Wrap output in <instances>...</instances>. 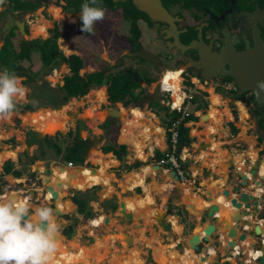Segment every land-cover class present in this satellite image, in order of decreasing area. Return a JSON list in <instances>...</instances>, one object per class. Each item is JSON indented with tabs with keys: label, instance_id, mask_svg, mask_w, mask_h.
I'll return each mask as SVG.
<instances>
[{
	"label": "flooded vegetation",
	"instance_id": "af4514ba",
	"mask_svg": "<svg viewBox=\"0 0 264 264\" xmlns=\"http://www.w3.org/2000/svg\"><path fill=\"white\" fill-rule=\"evenodd\" d=\"M85 2L86 0H4L0 4V56L3 54L9 56L6 53L9 52L10 56L14 58L25 46L34 47L33 41L51 38L55 34V30L58 29L60 36L56 41L65 55L68 57L73 55L80 56L83 66V57L85 58L87 65L80 70L81 75L98 72L103 70V68H109V72L123 75L128 74L129 69H133L140 73L142 83H148V79L156 76L155 67H164L168 59H175L180 63L177 71L183 69L186 74L197 76L203 82L206 80L208 85L210 81H215V85L218 88L226 89L225 92L231 93L230 96H222L219 92L214 93V90H217L212 88V93L208 95V113L212 108L220 109L219 106L226 104L228 100L225 97L231 98L226 105L229 107L230 113L236 115L235 118L233 116V119L238 120V122L236 125L235 121L230 119V122L227 123L229 119L225 118V123L230 125L232 130L233 126L241 130L238 127L242 123L240 115L245 113L248 117L249 114L248 122L250 126L248 133L254 130L256 135L255 147L258 148V152L256 150L255 152L253 146L255 140L254 138L250 139L253 141L250 156L257 161L258 155L259 158L264 155V99H258L259 95L264 94V91H261V89L241 91L236 78L229 73L232 71L233 62L236 65L234 69L237 67L239 70L240 66H237V64L241 63L240 59L243 58L239 54L254 53L264 57V0H97L95 6H101L105 9V17L95 23L93 33H83L81 31L82 22L80 18H77L76 13L82 10L81 6ZM88 2L90 3V0ZM139 6L150 9L156 16H165L168 21H163L159 18L154 20ZM8 15L11 18L7 17ZM7 18L11 19V26L9 33L5 35L3 26ZM17 21L23 23L24 33L21 32L19 25L16 23ZM33 34L36 35L33 36ZM84 43H88L91 46L87 47ZM178 43L184 48L177 47L176 44ZM92 44L96 46L97 50H100L101 58H98L95 54L97 52L92 50ZM141 47L155 56H159L160 62L151 63L141 58L128 56L125 52L126 49L135 51ZM70 51L72 52L70 53ZM103 52L107 53L106 56L103 55ZM68 53L69 55H67ZM92 53H94V56L88 57L93 55ZM127 60L145 61V63L154 65L155 69H150L149 66L145 65L141 69L130 64L131 62L127 64ZM257 61L251 60L247 64L256 63ZM89 65H96L98 68H91V70H86L82 74L81 71L87 69ZM58 68L56 66L52 71L59 72ZM118 68L120 69L118 70ZM0 69H2V72L4 71L3 68L0 67ZM169 71L164 72V77ZM182 71L180 70V72ZM203 73L211 75L208 78L209 81L204 79ZM36 74L38 73L36 72ZM47 75L49 74L46 73L45 77ZM238 75L242 76L239 71ZM17 76L26 78L24 81L28 79L27 75ZM180 79L182 80L181 73ZM179 84L181 85V81ZM227 84H232L234 88H225ZM28 85L26 84V86ZM101 86L106 91V87L104 85ZM140 86L141 89L144 88L142 84ZM94 87H92L93 91ZM198 101L201 105L199 99ZM20 103L19 101L18 104ZM222 108H225V106ZM69 111L66 112V116H70L79 110L75 106L71 107ZM48 112L50 111L45 112V114ZM105 112L101 114H106L107 112ZM199 112L201 111L198 109L195 111V113ZM95 113L100 112L96 110ZM253 119L256 120L255 123H253ZM111 120L115 119L109 118L107 122L109 123ZM72 124L69 125V130L73 128ZM76 130L77 133L72 142L73 145L75 143V146L83 143L77 138L78 135L82 139L77 127ZM45 141L48 143L47 140H44L43 148ZM85 160L84 158V162ZM258 162H262V164H259V172H261L264 168V159ZM70 167H75V165ZM149 169L152 170V167H149ZM66 170L70 173L75 171L73 168ZM64 175L67 176L65 173ZM259 175L263 176L262 184H264V172L262 174L259 173ZM57 177L62 182L60 187L67 184L71 188L73 184L74 186L76 184L72 181L69 183L71 179L67 181L58 175ZM96 181V179H88L87 183L86 181L79 183V187L81 189L92 188L94 184H97L98 181ZM107 182L108 180L105 183ZM259 192L264 193V188L263 190L257 189V194ZM141 204H145V202L143 201ZM75 206V204L71 205L68 209L65 206V211L70 212L75 209Z\"/></svg>",
	"mask_w": 264,
	"mask_h": 264
},
{
	"label": "rangeland",
	"instance_id": "374dc122",
	"mask_svg": "<svg viewBox=\"0 0 264 264\" xmlns=\"http://www.w3.org/2000/svg\"><path fill=\"white\" fill-rule=\"evenodd\" d=\"M35 35L36 34H33V36H35ZM69 41H71V40H69ZM84 44L87 47L91 46V45H88V43H84ZM18 50H20V49H18ZM92 50L94 52H97L95 54H96V56H98V58H101V55H100L101 52H99L100 50L96 49V46H94V44H92ZM92 54L93 55H90L88 57H91V56L93 57L94 53H92ZM106 54L107 53L103 52L104 56H106ZM14 62H12V63H14ZM128 63L133 64L135 67L138 66L141 69L144 68L143 65L149 66L150 69L154 68V65L152 66V65H150V63L149 64L145 63V61L144 62H142V61L138 62V61H129V60H127V64ZM26 64L28 66H30L31 63L28 60H26ZM179 65H180V63L177 60H175V59L169 60L168 59L166 61V64L164 65V67H162V66L155 67L156 68V70H155V75L156 76H153V77L150 78L151 80H155V81L150 83V84L145 83V82L142 83V86H144V89L146 90V94H148V95H146L147 97H145L143 101L138 103L139 107L135 106L134 103H131L130 105L125 106L124 108L119 106L120 104L117 105L123 111V114L125 113V118L122 121H117V120L116 121H112V120L109 121V123L107 124V127L109 128L111 126L110 128H113V135L110 138V136L107 135V131H106L107 127L106 128H102V129L99 127V126L102 125V124L99 125V122L100 123L105 122L107 117H108V114H109V113L105 112L106 109H103L104 106H106V105H108L110 103V101H108V99H107L108 103H104V104L102 103L103 95L105 93L104 87L103 86H97V87L95 86L94 87V91H93V96L90 95L91 90H92L91 89L86 95H84L82 97H76L75 99L73 98L72 100L67 102L65 104V106H63L64 105L63 104L61 106L62 108L59 107L61 109H58V107H55V106L52 105V102L53 101H55V102L57 101L58 88H59V86L64 84V80H63L64 76L71 74V73H69V72H71V70L68 69V67H69L68 63L61 62L59 65H57L59 67L58 68L59 72H53L51 70V72L49 74V75H51V77L49 78V75H47L48 77L47 76L45 77V74L50 69H49V67H44L43 66V63H42V60H41V57H40L39 53H34L33 62L31 64V68L29 69V75H32V76L35 77V79H36V83L35 84L36 85L34 87H32V88L29 85H28L29 87L26 86V84L24 83V80L26 78H22L21 77L22 83H23V85H24V87L26 89V96H24L23 99L22 98L20 99V102H21L20 104L23 103V104L26 105L30 101H32L36 89L38 90L39 87L42 86V83L44 82V80L46 79L49 82V84H50L49 86L48 85L46 86V91H48L49 95L46 98L44 97V98H42L40 100L38 99V101L41 102L40 107H44V106H52V107H49L48 109L42 110L41 112H39V116L36 117V118H34L32 116H29V115H24L22 118H20V117H17L15 115L16 112H14V114L12 115V117L10 119L0 120V124L2 123V127H0V128H2L3 129L2 131L5 132V133H1V135H0L1 136V138H0V157L1 158L2 157L5 158V157H8L6 155L10 152L11 149H12L11 150L12 154L17 156V151H15L16 148H14V147L13 148L11 147V149L9 151H5V150L8 149V146H9L8 143H14V144L17 143L16 139H13V142H11L12 140L9 137L10 135L12 136L13 134H15V136H14L15 138H17L19 140H24L26 138V135H30L29 126H34V128L36 130L39 129L37 127L35 121L32 123L30 121V119L27 120L26 117L34 119V120L35 119L41 120V119H44V118L48 119L46 117L50 116L49 117L50 118L49 121L51 122V126H48V128H53L55 126V124L59 122V120L61 118L69 117V121L67 123L68 125L65 124L66 126L64 125V127H62V128H66L65 130H63V132H67V130L69 128V125L71 123H73L72 124L73 128H71L68 131V132L71 131V133L68 134V132H67L66 134L65 133L62 134L64 136L58 135V136L54 137L55 143L58 146H61V148H62V154H64L66 152V147L67 146L72 145V142L74 140V136L77 133L76 121H75L76 118L77 117H82V118L86 119L87 120V127H86L85 130H82L81 135L83 137L84 136H88V135L99 136V137H101V141L95 146L96 148H93V150L95 152H93V154L90 156L91 157V161L89 160V162H88V158H85L86 159L85 162L82 159L79 160V161L76 160L75 162L78 163L79 165L88 166L89 168L95 167L96 170L99 167L105 166L104 164L109 162L111 164V168H108L107 172H109V173L113 172L116 176L112 177L113 178V181L111 182L112 185L106 187L107 188V192L106 193L113 194L114 190L118 189V190H120V195H122V197H125L124 202L127 205L128 212H131V213H133V215H135V214L141 213L142 211H145L148 214V219L147 218L138 217V218H134V220L132 222H127V220L123 217V215L121 216V215L115 214V215H118L119 218H121V219L119 220L118 218L114 217L115 220L113 219V222L108 226L109 227V231L111 233L112 232H124V233H128L129 232L128 234L130 236H132V238H133L132 244L128 243L127 238L119 237V233L118 234L112 233V234L108 235V236L111 237V242H107V240H103V239L98 240V238L100 236H102V235H100V236L97 235V233H95V229L91 225L92 224H96L99 227L103 226V225H107L106 222H105V218H101V220H99V219L92 220L91 219L90 225H89V223H88V221H89L88 219L89 218L84 216V220L82 219L81 222L79 223V225H77V227L80 230L78 238H81V242L82 243H85V244H87L89 246H92V247H94L97 250V251L93 250V255H92L93 258L92 259L88 258L87 257L88 254L84 252V256H85L84 259H83V263L84 264H159L160 261H161V263H165V264H177L178 262H180V259H181L180 258L181 257V252L179 250H181L183 248L186 249V247H188V240L189 239L194 240V235H193L194 233L193 232H194L195 228L198 225H202V227H205L204 226V225H206L205 223L209 222V219H207L205 217L206 214H207V212H205V210L203 212H199V213L195 214V213L191 212L190 210H188L187 208H182L179 211V219L182 221V223L187 222L185 228H184V226L181 227L180 224L178 225V224L174 223L173 224V230L174 231L170 232V231L164 230L165 228L163 226H161V225L159 226L157 224L158 222L154 218V215L157 214V207L160 206V207L164 208L165 214H166V218L168 220V218H171L170 215H172L174 213V211H175L176 203H177L178 199L180 197H183L184 187H186V186L183 185V183L174 182L173 178H170V180L167 182L169 184H172V185H170L171 186L170 188H167L168 189L167 192L166 191L163 192V193L162 192H158L154 188H152L151 186L149 187L151 190L154 191L153 193L155 194V196H153V199H152V201L150 202L149 205H147L146 202H145L146 205L141 204L144 201V194H143L142 187H139L140 190L139 189H135V191L134 190L125 191L124 189H122L120 187L121 184H119V183H122V182L117 183L118 178L122 179L126 173H128L130 171H133V170L140 171L141 168L144 167L143 164L134 166V162L135 161L138 160V161L144 163L145 161L148 160L149 163L152 162L151 158L150 159L147 158L145 160V159L136 157V154H138V153L135 152L134 146L129 143V142H132L133 140L130 141V140L126 139V141H124V140L121 139V129H122L123 124L127 128L128 127L132 128L130 126H132L133 124L136 125V129H135L134 133H132L133 132V129H132V132L128 133V135H130L131 137H138V136H140L139 133H142L143 127H146V124L147 125L151 124V121H153L152 120V116L155 114L154 122L156 124H159L160 125L159 128L162 131H164V127L166 126L165 125L166 111L160 110V108L158 106H155V104L152 102V99L153 100H159V101L161 100L163 95L161 94V92L159 90V87H158V83H159V80H160L161 76L163 75V77H164V72L165 71H169L167 68L177 69ZM0 67L4 69L2 64H1ZM91 68H93V69L94 68H98V66L89 65L87 67V69H84V70L81 71L82 74L86 70H91ZM119 69L120 68H118V70ZM0 70H1L0 72H2V69H0ZM36 72L38 74H36ZM61 73H62V75H61ZM186 77L188 79L186 81V84H190V77L189 76H186ZM206 78H209V76H207ZM164 79H165V77H164ZM207 80L209 81V79H207ZM179 82H180V80H179ZM199 85H201V84H199ZM104 86L106 87V85H104ZM205 86L209 90H211L212 88L216 89L220 94H222V96H230L231 95V93L225 92L226 89L223 90V89L217 88L216 85H215V81H210L209 85H205ZM49 87H51L52 89H50ZM47 88L51 90V93L49 92V90ZM180 89H181V86H180ZM140 91H141V88L136 89V92H140ZM50 94H51V96H50ZM206 94L209 95L208 92H206ZM232 94H234V93H232ZM200 98H202L206 102L207 107H209V104H208L209 103V99H207V96H205V94L201 93V92H200V96L199 97L196 95L195 98L193 99V101L192 100L189 101V104H188V107H187L190 113H193L197 109H199L202 113H204L203 115H201L200 119L198 118L197 122L194 123V125H193V123L192 124L190 123L191 124L190 127H192L191 136L193 138V142L191 143L190 146L187 147L189 149V151H190L188 154L189 155L191 154L190 155L191 157L188 159L189 161H190V159L193 158V156H192L193 154L194 155L197 154V149H198V151H200L199 150V147H200L199 146L200 145L199 141H201L202 138H204V135H206L203 132L206 131L207 124L209 123V121H208L209 118L207 119L208 116L205 115L207 113V111H208V108H207V110L203 109V107L199 104V101H198V99H200ZM225 99L228 100L226 102V104L229 103V101L231 100V98H229V97H225ZM150 100H151V102H150ZM150 103H151L152 107L150 106ZM210 103H211V101H210ZM226 104H222L221 106H219V108L222 111L224 110L223 113H225V111H226V112H228L227 114H229V116H232L231 113L229 112V107ZM74 105L76 106L77 110L80 111L81 114L77 113L76 115H78V116H76L72 120V118H70V116H66L67 115L66 112H70L71 110L69 111V109L71 107L72 108L75 107ZM113 105H115V104H113ZM223 106H225V108H222ZM132 107L140 108L141 112H142V114H141L142 117L140 116L133 123H131V119L135 115L129 116V113H130V110H131ZM21 108L22 109H24V108L26 109V107L24 105H22ZM216 109H218V108L214 107L213 111H215ZM95 110H97L100 113H95ZM47 111H50V112L45 114V112H47ZM52 111L56 112L58 114H54ZM104 112L106 113V116L104 114H101V113H104ZM201 112H199L197 114L200 115ZM100 116H102V117H100ZM145 116H148V119H145ZM227 117L228 116H226V118ZM235 117H236V115L234 114V118ZM248 117H249V114H248ZM248 117H247V121H248ZM157 119H158V121H156ZM225 121H226V119L223 117L222 126H223V124L227 125L228 122L225 123ZM241 121H242V118H241ZM255 121L256 120L253 119V123H255ZM15 128H17V130H15ZM98 128H100V129H98ZM246 128H248V127H246ZM19 129L22 130L23 133L21 131H19ZM194 129L199 132L198 135L193 133ZM38 131H40V130H38ZM218 132L219 131H217V133ZM225 133L226 132L223 129H221V134L215 135L214 138L222 139V141L224 142V144L226 145V147L228 148L229 151H238L239 152V151H241V149H246V150L248 149L249 144L243 143V141L242 142L241 141L237 142L236 140L233 139V138H238V135H239V133H241V131L238 132V133H234L232 131V134L234 136H232L231 138L230 137L229 138L226 137ZM153 134L155 135V132ZM165 135H166V133H164V136ZM244 136H245V134H244ZM249 136L250 137L251 136L256 137L254 130L249 132ZM2 137H6V139H3ZM165 138H166V136H165ZM244 139H245V137H244ZM207 140H206V142H207ZM245 140L247 142H249V143L253 142L250 139H245ZM254 140H255V138H254ZM114 141H117L118 143L127 144L128 145V149L130 151L129 154L126 156V158L124 160L120 161V163L116 162V164L112 163V160H111L112 159V155L111 154L103 152V147L106 146L107 144L113 143ZM163 143L164 142H162V144ZM204 144H205V142H204ZM23 145H25V144L24 143L23 144H19V146H21V150H23V149L26 150V146H23ZM5 147L7 149H5ZM152 147H153L152 144L148 143V146L146 148H147V151L149 153H151V148ZM154 147H155V149L157 148L159 150H162L163 152L167 150L166 148L165 149H161L160 147H157V146H154ZM205 148H206V146L203 147V149H205ZM43 149H44V152H42V150L39 149V148L35 149L36 152L34 153L35 154L34 156L40 157L42 160H36L34 163H31L29 157L25 156L24 152H22L21 154H23L22 157L24 158V161L21 160V162H20L21 168L23 170H27L29 168L28 165H30V169H34V168L31 167L33 165L34 167L36 166V168L39 169V171L36 170V172L41 173V172H43V170L41 169L42 167L44 169H46V168H49V167H52V168L53 167H58L59 166L58 164H63L65 166H66V164H68L67 159L66 158L65 159L62 158V155L59 156L57 154L56 150H55V147L54 146L52 147L51 144L46 143V141H45V146H44ZM3 151H5V152H3ZM220 152L221 151H218V153H220ZM218 153H216V154H218ZM248 154L250 155V153H248ZM184 157L188 158L189 156H187V157L184 156ZM25 158H27V159H25ZM7 159H9V158H7ZM7 159H5L3 162H5ZM11 159H13V157ZM54 161H57V163L54 162ZM206 161H208V159ZM3 162H0V167H1V164ZM153 162H154V160H153ZM21 163H23V165H25V166L22 167ZM194 163H196V162H194ZM129 164H132L133 167H129ZM15 165L17 166L16 162H15ZM148 165L152 166L153 164H148ZM196 165H198V166L201 165V167H203V165L212 166V165H207V163L204 160H203V164H201V162L199 161V163H196ZM162 167H164V166L162 165ZM168 167H169L168 165H165V168L169 169ZM229 168H230L229 170H230V175H231L230 179H234L235 176H238V174H237L238 173V169L236 168L235 165H232ZM67 169H69V168H67ZM146 170H148L149 172L152 171L150 169H146ZM169 170H171V169H169ZM64 171L67 172V173H70L67 170H64ZM74 172L77 173V174H75ZM74 172L70 173V176H71L70 179H71V181H74V183H77L78 181L82 180L87 173H89V174H87L88 179L93 178L95 180V178L92 175H90V173H92L91 170L88 171V172L85 171V173H84L85 175L82 178L80 176V173H82V172H79V171H74ZM153 173H155V174H151L147 178L146 181L148 183H150L151 185H154L153 187H155V183L152 182V180L153 179L157 180V181L160 180L162 182L163 177L159 176L161 174L156 169L154 170ZM206 173H209V172H206ZM55 174L58 175L57 173H55ZM35 175H36V173H35ZM35 175H34L33 178H35ZM44 176H47L46 172L44 173L43 176H41L39 178L41 180H43V179L46 180V178H43ZM58 176H60V174ZM47 177H49V176H47ZM260 177H261V175H259V178ZM1 179H3V178H1ZM236 179H237L236 182H237V185H238L241 180L239 179V176ZM11 181H14V180H11ZM196 181L197 182L196 183L194 182V183H195V185L197 184L198 187H199L200 186L199 181L198 180H196ZM83 182H84V180H83ZM86 183H87V181H86ZM43 186H44V182L42 181V184L39 185V186H36V187L40 188V187H43ZM95 186H97L96 187L97 189L91 188L90 192L94 193V195H93L94 198H95L94 200H97L99 198L100 194H101L100 193L101 186H103V185H95ZM5 187L8 188L7 186H5ZM8 189H11V188H8ZM109 189H111V192L109 191ZM197 189L198 188H194L193 191L194 192H198L199 190H197ZM82 190L84 191V190H87V189H82ZM82 190H80V191H82ZM123 190H124V192H123ZM77 191H79V189L75 188L73 186V187L69 188V191L67 193H65V197L69 198V196H71V194L76 193ZM137 193L138 194L142 193L143 195H136ZM199 194H201V193H199ZM120 195L117 196L115 194L112 197L105 198V200H104L102 205H105V207H108V206L112 207L113 203H116L118 205V203L120 202V197H121ZM164 197H166L165 200H163ZM39 198H40V196L36 195L34 199L32 198V202L36 201V202L42 203L44 205L46 202L41 200V199H39ZM37 199H39V200H37ZM100 199H101V197H100ZM156 200H157V203L160 204V205H158L156 208H154L153 204L156 203ZM139 202H141V203H139ZM163 202H167V204H165V205L161 204ZM46 205L49 206V204H47V203H46ZM194 205L197 206L198 209L203 210V209H201L202 206H203L202 203L196 202V203H194ZM110 210H112V208ZM110 210H109V212H110ZM77 212L79 213V211H77ZM74 215H75L74 210H71L70 212H67L64 215L65 216V218H64L65 220L63 218H62L63 220L62 219L61 220H62L63 223L64 222L68 223V222H70V219ZM117 223H119V224L117 225ZM83 224H87V225L83 226ZM135 224L138 225V228L135 227ZM148 227H150V228L147 229L146 235H145L147 237L144 236V240H149V239H153V238L159 239V241L156 240V239H153L155 241V245H154L155 248L149 246L148 243H146V241L140 240L139 235L142 236L143 233H144V230L146 228H148ZM157 227H159V229H158V231L155 232V228H157ZM64 228L65 227L63 225H61V231H64ZM111 229H113V230L111 231ZM76 232H78V230L77 231H73V233L71 235H68V237L71 238V236H75ZM151 234H153V236H151ZM162 234H163L164 237L162 236ZM174 234H177L178 237L182 236V239H181L182 240L181 241L182 244H178V243H176V241L173 240V239H176L175 238L176 236L174 237ZM89 236H95V240H94V238H91ZM219 239H221V238H220L219 232H218V233L215 234L213 239L210 242H208V243L212 242V243H214V245H216L215 244V240H219ZM125 240H126V242H125ZM117 241H119L118 242L119 246L116 244ZM168 243L171 246V248H169V245H168V247L164 245V244L167 245ZM173 243H176V247H174L175 245ZM146 244H147V246H146ZM111 246L114 247V251L110 254V252H111L110 251L111 250L110 247ZM203 246L206 247L205 244H201V252H202V247ZM147 247L152 248L153 254H155V256L159 260V262H157L154 259L153 254L151 255V253L149 251H147L148 250ZM160 249L164 253V256L162 257V259L159 258ZM191 249L193 250V248H191ZM194 251L197 252L198 250H194ZM197 253H199V252H197ZM203 254H205V253H203ZM231 256H233V255H231ZM227 257L228 256H226V252L221 250V246H218L217 254H216V261L212 262L211 264H217V263H219V264L220 263H224V264H238L239 261H240L239 260L240 259V255H237L236 257H232L233 258L232 260L229 259V260L226 261ZM253 263L254 262L252 261V263L250 262L249 264H253Z\"/></svg>",
	"mask_w": 264,
	"mask_h": 264
},
{
	"label": "crops",
	"instance_id": "0c3cea01",
	"mask_svg": "<svg viewBox=\"0 0 264 264\" xmlns=\"http://www.w3.org/2000/svg\"><path fill=\"white\" fill-rule=\"evenodd\" d=\"M168 70H173V69H170V68H167ZM180 69V68H179ZM69 70H71V69H69ZM175 70V69H174ZM181 71L183 70V69H180ZM179 70V71H180ZM106 85V84H105ZM106 89H107V85H106ZM215 92H218V91H215L214 90V93ZM107 93H108V91H107ZM198 96H200V95H198ZM224 98V97H223ZM75 99V98H74ZM102 103H103V100H102ZM64 106H65V104H64ZM138 107V106H137ZM137 107H132L131 108V110H130V113H129V116H131V115H135V116H133L132 117V119H131V123H133L134 121H136V119H138L140 116L142 117V112H141V109L140 108H137ZM62 108V107H61ZM61 108H58V109H61ZM51 109V108H50ZM104 109V108H103ZM96 111V110H95ZM137 111V112H136ZM220 111V112H219ZM219 111H213V108H212V110H210V112L207 114V119L209 118V123L207 124V128H206V131L205 132H203L204 134H206V135H204V138H202V140L201 141H199V150L200 151H198V149H197V154H193L192 156H193V158L192 159H190V161L188 160L191 156V154L189 155L188 153H185V154H183V156H189L188 158H187V160L185 161V167H186V169H187V171H188V173H189V177H190V181L188 182V183H185V184H183V185H185L186 187L184 188V193H183V197H180L179 199H178V201H177V203H176V208H175V211H174V213L172 214V215H170V217L171 218H168V220L171 222V223H176V224H180L181 225V227H183L184 226V228H185V226H186V223L187 222H185V223H182V221L179 219V211H180V209H182V208H187L188 206L187 205H190L191 207L189 208V210L191 211L192 209H197V206H195L194 205V203H196V202H199V203H202L203 204V206H202V208L201 209H203V210H201V212H203L204 210H206V209H209L213 204H215V203H218V201H219V199H220V196L222 195V192L225 190V189H230L231 190V192H232V196L233 197H235V196H237V197H239L240 195V193H236V192H233V187L234 186H236L237 185V177L238 176H235V178L234 179H230V163H232V161L233 162H235V166H236V168L239 170V168H240V164L241 163H245L246 164V169L248 170V171H252L253 169H254V167H256L257 166V164L258 163H260V162H258V161H261V160H263L264 159V155L261 157V159L259 158V155H258V160L257 161H255V159L254 158H252L248 153H250V151H251V149H252V142L251 143H249V142H247L245 139H244V134H245V136H249V133H248V128H249V126H250V124H249V122L247 121V114H245V113H241V118H242V123L241 124H239L238 126L241 128V130L239 129V132L241 131V133H239V135H238V138H233L234 140H236L237 142H242L243 141V143H246V144H249V147H248V149L246 150V149H241V151H229L228 150V148L226 147V145L224 144V142L222 141V139H219V138H214V136L215 135H218V134H221V129H223L226 133H225V136L226 137H232V136H234L233 134H232V127L230 126V125H226V124H223V126H222V121H223V117L224 118H226V116H228L227 118L230 120L231 119V117H233L234 115H233V113H231L232 114V116H229V114H227L228 112H226L225 111V113H223V111L221 110V109H219ZM217 112H219V113H217ZM229 112H231V111H229ZM54 114H58V113H56V112H53ZM202 113V112H201ZM214 113H216V114H214ZM218 114V115H217ZM197 116V115H196ZM211 116V117H210ZM217 116V117H216ZM155 114L152 116V120L153 121H151V124H146V127H143V131H142V133H139V135L140 136H138V137H131L130 135H128V133H130V132H132V129H133V132L132 133H134V131H135V129H136V125H132V126H130V127H132V128H127L124 124H123V126H122V135H124L125 136V138L126 139H128V140H130V141H132V142H129L130 144H132L133 146H134V149H135V152L136 153H138V154H136V157L137 158H142V159H147V158H151V161L152 162H150L149 163V161L147 160V161H145L144 163H143V165H144V169H147V168H149V167H151V165H148V164H154V163H156L157 161H154L153 162V157L155 156V151H156V149H155V147L154 146H157V147H160L161 149H167L166 151H164V152H167L168 151V144H167V142H166V140H165V136L164 135H160L159 133H158V131H157V129H160L159 128V124H156L155 122H154V120H155ZM27 118V120H29L30 118H28V117H26ZM197 118H199V117H197ZM145 119H148V116H145ZM37 119H30V121L33 123L34 121H36ZM198 120V119H197ZM197 120H191V121H188V122H186L187 124H189V125H191L192 123H193V125H194V123H196V121ZM59 121H61V120H59ZM156 121H158V119L156 120ZM214 121V122H213ZM216 121V122H215ZM13 123V122H12ZM31 123V124H32ZM191 123V124H190ZM30 124V125H31ZM214 124V125H213ZM248 127V128H246V127ZM0 127H2V123L0 124ZM101 129H102V127L101 126H99ZM211 127H213L212 128V130H210L211 129ZM245 129H243V128ZM100 128H98V129H100ZM127 128V129H126ZM199 128V127H198ZM216 128V129H215ZM142 129V128H141ZM3 129L2 128H0V135H1V133H5V132H3L2 131ZM15 130H17V128H15ZM63 130H64V128H63ZM68 130H69V128H68ZM67 130V131H68ZM161 130V129H160ZM19 131H21L22 132V130H20L19 129ZM106 131H107V135L109 136V134H111L112 132H113V129L112 128H106ZM217 131H219L218 133H217ZM155 132V135L153 134ZM161 132L162 133H164V131H162L161 130ZM23 133V132H22ZM192 133V127H190V134ZM193 133L194 134H196V135H198L199 134V132L198 131H196L195 129L193 130ZM4 135V134H3ZM15 136V134H13L12 136L10 135L9 137H10V139L12 140L11 142H13V139H16V142L17 141H19V139H17V138H15L14 137ZM28 135H26V137H27ZM8 137V138H9ZM13 137V138H12ZM211 138V141L213 140V141H215L216 142V149L214 148V149H212V148H209V147H206L205 149H203V147H201L202 146V143L204 144V142H205V144H206V140L208 139V138ZM251 137H253V138H255L254 136H251ZM0 138H1V136H0ZM3 139H6V137H2ZM198 138V137H197ZM239 140V141H238ZM162 142H164L163 144H162ZM148 143H151L152 144V148H151V153H149L148 151H147V146H148ZM256 143V140L254 141V143L253 144H255ZM9 144V146H8V149L5 147V149H7V150H5V151H9L10 149H11V147L13 148H16V150L15 151H17V156L16 155H14V154H12V152H11V150H10V152L6 155V156H8V157H13V161L14 162H16V164H17V166L15 165V169L17 170V171H19L20 172V176L19 177H17V176H15L14 174H5L4 173V163L5 162H3L4 161V159L5 158H7V157H5V158H1L0 157V162H3L2 164H1V167H0V179L1 178H3V179H1L0 180V192L1 193H3V195H5V194H7V192L6 191H10L11 193H13V192H17L18 194H20L21 196H19V199L20 200H22V201H26V202H28L27 201V199L29 200V202L32 204H34L35 202H32V198H30L29 196H31V193H30V191L31 190H35V192H36V195H39L40 196V198L39 199H41V200H45V198H46V196L48 197V195H45L44 193V186L43 187H40V188H37L36 186H39V185H41L42 184V181H41V179L39 178V177H41V176H43L44 175V173H45V171H46V169H44L43 167L41 168L42 170H43V172H41V173H38V172H36V170L37 171H39V169L38 168H36V166L34 167L33 165L31 166L32 168H34V169H30V165H28L29 166V168L27 169V170H23L22 168H21V166H20V162H21V160L22 161H24V158L22 157L23 156V154H21L22 152H24V155L25 156H27V157H29L28 156V154L26 153V151L24 150H21V146H19V144H14V143H8ZM120 144H124V143H120ZM197 144V143H196ZM224 144V145H223ZM24 146V145H23ZM254 146V151L256 150L257 152H258V148L257 147H255V145H253ZM96 148V147H95ZM35 149L36 148H34V147H32L31 148V152L33 153V155H35L34 153L36 152L35 151ZM153 149V150H152ZM210 150H212V151H210ZM5 151H3V152H5ZM162 151V150H161ZM216 151V152H215ZM218 151H221L220 153H218ZM255 151V152H256ZM104 152V151H103ZM163 152V151H162ZM204 152H212V155L209 157V158H207L208 159V161H206V160H204L206 163H207V165H212V166H205V165H203V167H201V165L200 166H198V165H196V163H199V161L201 162V164H203V159L201 158L202 157V154L204 153ZM237 154H236V153ZM216 153H218V154H216ZM108 154H111L112 155V153L111 152H109ZM257 154V153H256ZM201 156V157H200ZM233 156V157H232ZM253 156H255L254 154H253ZM117 158V156L116 155H112V163H114V164H116L114 161H113V159L114 158ZM11 158H9V159H11ZM35 158H37L36 156H35ZM2 159H3V161H2ZM25 159H27V158H25ZM29 159L31 160L32 158H30L29 157ZM36 160H42L40 157H38ZM36 160H33L34 162L36 161ZM197 160V161H196ZM121 161V160H120ZM18 162V163H17ZM55 162V161H54ZM194 162H196V163H194ZM93 163V162H92ZM21 165H22V167H24L25 165H23V163H21ZM260 166V165H259ZM46 167V166H45ZM53 168H57V171H58V168L59 167H53ZM169 168V167H168ZM142 169V168H141ZM169 170V169H167V168H165V166L164 167H162V170L161 171H158L160 174H163V173H165L164 172V170ZM91 170V168H89V167H84V168H82L81 170H76L75 169V171H79V172H82V173H80V176L82 177L83 176V174L85 173V171H90ZM147 172H148V170H146ZM169 171H171V170H169ZM74 172V171H73ZM132 172H134V170L133 171H130V172H128V173H132ZM206 172H209V173H206ZM35 173H36V175H35ZM55 173H57L56 172V170L53 172V174H55ZM75 173V172H74ZM95 173V172H94ZM112 173V172H111ZM111 173H109L108 172V175L104 178V180L103 181H100V182H97V184H94L93 186H95V185H104L105 184V186L107 187V186H110V185H112V184H110V185H106V181L107 180H111V178L113 177L112 175H111ZM260 174H262V172H259ZM75 174H77V173H75ZM89 174V173H88ZM92 174V176H93V173H91ZM34 175H35V178H33L34 177ZM125 176V175H124ZM150 176V175H149ZM149 176H147L146 177V179H145V183H148L146 180H147V178L149 177ZM160 177L162 176L163 177V175H159ZM67 177V176H66ZM69 177V176H68ZM71 177V176H70ZM43 178H47V176H44ZM172 178V177H171ZM70 179V178H69ZM69 179L67 180V181H69ZM91 179H93V178H91ZM11 180H14V181H11ZM83 180L84 181H87L88 180V177H87V174L85 175V177L82 179V180H80V181H78V183H82L83 182ZM154 180V179H153ZM152 180V181H153ZM196 180H198L199 181V184H200V186L198 187V185L196 184L195 185V183L197 182ZM121 181V179L120 178H118V180H117V183H119ZM72 182H74V181H72ZM108 182H110V181H108ZM158 182H160V183H166V188H165V191L167 192L168 191V189L167 188H170L169 187V185H172V184H168L167 182H163V180H162V182L159 180ZM195 182V183H194ZM69 183H71V180L69 181ZM181 183V182H180ZM119 184H121V188H123V184L122 183H119ZM5 186H7L8 188H11V189H8V188H6ZM60 187V186H59ZM139 187H142V189H143V186H138V187H136L135 189H138ZM61 189H62V187H60ZM191 188V189H190ZM194 188H198L197 190H199L198 192H194L193 190H194ZM263 188H264V185L263 184H261L260 186H258V187H255V182H254V179H252L251 180V182L249 183V185H247L246 187H243V189H242V191H246V192H249V193H252V194H256L257 193V189H260V190H263ZM187 189H190V192H189V194L187 193ZM61 191V190H60ZM69 191V190H68ZM83 191V190H82ZM85 191V190H84ZM102 191V190H101ZM100 191V192H101ZM135 191V190H134ZM164 191V192H165ZM123 192H124V190H123ZM143 192H144V189H143ZM256 192V193H255ZM145 193V192H144ZM143 193V194H144ZM199 193H201V194H199ZM76 193H73V194H71V196H69V198L68 199H70V200H73V196L75 195ZM142 193H140V194H136V195H143ZM29 195V196H28ZM27 196H28V198H27ZM32 197V196H31ZM255 197L256 198H259V199H261L262 197L264 198V193L263 192H259L258 194H256L255 195ZM39 199H37V200H39ZM67 199V198H66ZM166 199V197H164L163 198V200H165ZM104 200H105V198H104ZM104 200H101L100 199V196H99V198L97 199V200H92V201H90V205H92V208H93V212H94V216L92 217V218H89L88 220V223H89V225H90V221H91V219H93V218H95V217H97V216H99V215H101V214H104V215H111V216H113V218L115 217V218H118L119 220L121 219V218H119L118 217V215H115V214H118V212L120 211L119 210V203H118V207H117V209H113L112 208V210H110L111 209V207L110 206H108V207H105V205H102L103 204V202H104ZM124 200H125V197H124ZM134 200V199H133ZM196 201V202H195ZM73 202H74V200H73ZM75 203V202H74ZM139 203H141V202H139ZM32 204V205H33ZM41 205H43L42 203H40ZM161 204H163V205H165V204H167V202H163V203H161ZM44 205H46V203L44 204ZM75 209H74V213H75V215L70 219V222H62V220L65 218V216L63 215L62 217H59L58 219H59V223L61 224V225H63L65 228H64V230H66V228H68V226L70 225V226H72L73 227V231H77L78 230V232H76V235L75 236H71V238H69L68 237V235H65L64 234V231H61L60 230V232H61V236L63 237V239L66 237V240H65V242H67V243H69L70 241H73V239H74V241H80L81 242V238H78V235H79V233H80V230H79V228L77 227V226H74L73 224H71V220L77 215V216H79L80 218H81V220L83 219L84 220V215L83 214H80V213H78L77 211H78V205H77V203H75ZM96 205H99V208L97 209V207H96ZM144 205H146V204H144ZM158 205H160V204H158L157 203V200H156V203L155 204H153V207L154 208H156ZM71 206V205H70ZM262 207L264 208V202L262 203ZM131 208V207H130ZM109 210H110V212H109ZM157 210H158V207H157ZM200 210V209H199ZM242 212H241V216L244 218L245 216H247V215H250L251 214V216H252V211L251 210H249V209H243V210H241ZM157 214H158V211H157ZM245 215V216H244ZM63 218V219H62ZM115 218H114V220H115ZM261 218V220H260V222H264V215H260L259 216V219ZM62 219V220H61ZM99 220H101V218H98ZM65 220V219H64ZM207 220V219H206ZM210 221V220H209ZM240 221H238V222H236V220H234L233 219V225L234 226H236L237 228L241 225L240 223H239ZM259 222V223H260ZM119 223H117V225H118ZM85 225H87V224H83V226H85ZM82 226V227H83ZM94 229H95V233H97V235H102V236H100L99 238H98V240H100V239H103V240H106V238H107V236L108 235H110V234H112V233H114V234H122V233H124V232H110L109 231V225H103V226H97L96 224H92L91 225ZM150 227H148V228H146L145 230H144V233H143V235L141 236V235H139V237H140V240H143V241H145L144 240V236L146 235V231H147V229H149ZM240 228H241V230L243 231V230H248V228L246 229V227L244 226V225H241L240 226ZM158 229H159V227H157V228H155V232L156 231H158ZM113 229H111V231H112ZM219 231V236H220V238L222 239V237H223V235H224V232H222L220 229H218ZM250 230V229H249ZM83 231V230H82ZM129 233V232H128ZM151 236H153V234H151ZM162 236H163V234H162ZM176 236V237H175ZM248 236H250V237H252L250 234H248ZM89 237H91V238H94V240H95V236H89ZM145 237H147V236H145ZM164 237V236H163ZM174 237L176 238V239H173L174 241H176V243H178V244H182V236L180 237H178V235L177 234H174ZM263 238H264V236H263ZM68 239H69V241H68ZM153 239H156V240H158L159 241V239H157V238H153ZM188 239V238H187ZM241 242L243 241V240H240ZM118 242L119 241H117L116 242V244L118 245ZM176 243H173L175 246L174 247H176ZM205 244V246L206 247H204L203 246V249H202V252L203 253H207L208 254V252H209V250L211 249V248H213L214 247V249H216V251H217V246H215L214 245V243H204ZM83 245H85L86 247H88L89 249H92V250H96L94 247H92V246H89V245H87V244H85V243H83ZM119 246V245H118ZM146 246H147V244H146ZM179 246V245H178ZM211 247V248H210ZM111 248V253L114 251V247L113 246H111L110 247ZM186 248H192L190 245H188V247H186ZM147 251H149L150 253H151V255L153 254V250H152V248H150V247H147ZM209 249V250H208ZM144 250V249H143ZM97 251V250H96ZM145 252V251H144ZM202 252H200V253H197L198 255L199 254H203ZM243 252V253H242ZM110 253V254H111ZM237 253V252H236ZM249 253H247V251L246 250H244V249H241V251H240V253L239 254H234L232 257H236V255H240V259L239 260H246L247 259V255H248ZM155 255V254H154ZM243 255V256H242ZM232 257L230 256V258L229 259H232Z\"/></svg>",
	"mask_w": 264,
	"mask_h": 264
},
{
	"label": "bare ground",
	"instance_id": "6f19581e",
	"mask_svg": "<svg viewBox=\"0 0 264 264\" xmlns=\"http://www.w3.org/2000/svg\"><path fill=\"white\" fill-rule=\"evenodd\" d=\"M175 70L176 71H174V69H173V70L169 71L166 74L165 81H167L168 83L171 82L170 84L173 87V100L175 101L176 106H180L183 103V101H184V93H183L182 87H181V89H179V86L182 85V84L181 85L179 84V80L181 81L180 73H182V72H180L179 70L177 71V69H175ZM178 76H179V80H178ZM50 77L51 76L49 75V78ZM174 81L176 83H172ZM208 110H209V107H208ZM215 111H219V110L216 109ZM219 112H217V113H219ZM77 113L81 114L79 111H76L72 115H70V118L73 119L76 116H78V115H76ZM214 114H216V113H214ZM46 118H48V119L44 118V119H41V120L38 119V120L35 121L37 127L39 128L38 130H40V131H38L40 134H46L48 132L53 134L56 131H62L63 132V128L62 127H64L65 124L67 125V123L69 121V117L62 118L61 121L56 123L53 128H48V126H51V122L49 121V119H50L49 117H46ZM212 128L213 127H211L210 130H212ZM157 131H158V133L160 135H164V133H162L160 129H157ZM244 137H245V139H247V138L248 139H252L253 138V137H250L248 135L244 136ZM122 140L126 141V138H125L124 135H122ZM216 145H217L216 142L213 141V140L211 141V138L209 137L205 146L209 147V148H212V149H214V148L216 149ZM210 151H212V150H210ZM93 152H95V151L92 148L91 151H90L91 154H89L88 159L93 154ZM251 153H252V151H250V154ZM211 155H212V152H204L202 154V157L201 156L200 157L203 160H206ZM259 164H262V162L257 164L258 167H259ZM58 165H59L58 167H60V169H58V171H57V168L55 169V168L51 167L52 173H51V175L49 177L46 178V182L48 184H50L51 186H53L54 189L59 192V198L57 200L58 207L63 212L67 213L65 211V206L68 208L70 205H74V204H72V203H74L73 200H70L68 198L67 199L64 198L65 197V193L68 192L70 187H69V185L65 184V186H63L62 189H61L58 186V184L60 182L61 186H62V182L60 181V178H58L56 174L53 175V172L56 170L57 174L58 175L60 174V177L63 178V180H68L70 178V173H67L64 170H66L67 168H73V169H76V170H81L84 167H82V166H75V167L66 166V167L63 168L60 164H58ZM104 165L105 166H103V167H99L95 171V173L93 171V169L95 167L91 168V171L93 173V177L98 182L104 180V178L108 175L107 169L111 168V164L109 162H107ZM232 165H236L235 162L232 161V163H230V167ZM147 169H149V168H147ZM239 170L243 174H247L248 176L250 175V172L246 169V164L245 163H241L240 164V169ZM263 170H264V168H263ZM263 170L261 172H264ZM164 172H165V174L163 175V178H164L165 181L163 180V182H168L170 180V178H171V173L169 172V170H166V169L164 170ZM64 173L67 175V177L64 175ZM151 174H155V173H153L152 171L151 172H149V171L147 172L146 169H144V168H142L140 171L134 170V172H132V173H126L125 176L120 181L124 185L122 189H124L125 191H129V190L132 191V190H135V188L138 187V186H143V189H144V192H145V193L143 192L144 193V202H146V204L149 205L150 202L153 199V196H155V194L153 193L154 191L151 190L149 187L151 186L156 191L162 192V193L165 191V188H166V183H160L157 180H153L152 181V182L155 183V187H153L154 185H151L150 183H145L146 177L151 175ZM84 175L85 174H83V176ZM90 175H92V174L90 173ZM111 175L112 176H116L113 172L111 173ZM108 181H110V182H107L106 184H112L111 182L113 181V178H111V180H108ZM73 186H74V184H73ZM74 187L78 188L79 190H82L79 187V183H76ZM103 187H104V189L100 192L101 193L100 194L101 200H104V198L112 197L115 194L117 196L120 195V190H118V189L114 190V193L111 194V193H106L107 192V188H106L105 185H103ZM169 187H171V186L169 185ZM190 189H187V193L188 194L190 192ZM228 190L230 191V194L227 196V195L224 194V191H223L222 195L220 196V199H219L218 203H215V204H217L219 206V209H218L216 215L220 217V220L216 223L217 231L214 233L213 236H215V234L218 233V231H219L218 229H220L222 232H224V235H223L222 239H219L218 241H221L219 246H221V250L226 252V254H228L229 253L228 250H230V254L226 258V261L229 260V257L231 255L239 254L241 249H244L249 254L247 255L248 256L247 259L246 260H242V261L246 262L247 264H249L250 262L252 263V261L255 263V260L262 254V247H261V245H259V246L255 245V243L258 242L257 241L258 239L253 237V236L250 237V236L247 235V237L242 242L240 240L238 241L239 236L242 234V230H241L240 227L237 228L236 226L233 225V219L236 220V222L240 221L239 222L240 224H241V220L244 219V218L251 219L252 224H250V225L243 224L246 227V229L248 228V230H249L251 228H254L255 223L256 222L259 223L261 218L259 219L258 217H254L253 214H252V216H251V214L247 215V216L244 215L245 217L243 218L241 216L242 215L241 214V212H242L241 210L246 209V208L243 207L244 205H242V207H237V206L233 205L231 200L234 197L232 196L231 190L230 189H228ZM244 192H246V191H244ZM247 193H249V192H247ZM256 194H252V195L255 196ZM47 195H48V197L46 196L45 199H48V198L51 197V193L50 192H48ZM239 195L241 196V193ZM19 196H21V195L18 194L17 192L16 193L15 192L11 193L10 191H7V194H5V195H3V193L0 192V198L15 197V198L19 199ZM28 196H27V198H28ZM120 196H121L120 197L121 200H123V202H124V197H122V195H120ZM240 196L239 197L235 196L236 198H238V201H240ZM30 198H32V197H30ZM27 201H28V203H30L28 199H27ZM65 201H66V203H65ZM33 206H38V205L34 203ZM125 206H126V209H127L126 203H125ZM96 207L98 209L99 205H96ZM247 209L252 211V209H250V208H247ZM157 211H158V214L154 215L155 220L158 222L157 224L159 226L160 225L163 226L165 228L164 230H166V231H170V232L174 231L173 230V223H171L170 221L167 220L164 208L158 206V210ZM127 212H128V209H127ZM118 215L122 216L120 211L118 212ZM55 216H56V214H55ZM109 216H110V222L107 225H110L113 222V219H114L113 216H111V215H109ZM105 217H106V215H105ZM138 217H142V218H147L148 219V214L145 211H142L141 213L134 215V218H138ZM56 220L59 221L57 216H56ZM209 220H210L209 222L205 223L206 224V225H204L205 227H202V225H198L195 228V230L193 232L194 233L193 235H194V237L195 236H197V237H195L194 240H192V239L188 240V245H190L193 248V250L191 248H186V249L183 248V249L179 250L181 252V257H180L181 259H180V262H178L177 264H211L212 262L216 261L217 251H216V249H214V247L213 248L210 247L211 248L210 250L208 249L209 250L208 254L205 253L206 256L210 255L209 257H206L205 260L201 259L202 256H205V254H199L198 255L197 252L194 251V250H197L195 248V246L198 244V242L200 244L204 243V238L205 237L209 238L208 242H210L213 239V236L212 237L208 236L206 234V231H205V228L207 227V225L209 223H211V219H209ZM259 224L263 228L262 236H264V222H260ZM220 227H223L225 229L222 230L223 228H220ZM229 228L235 229L237 235L234 236V237L233 236H229V234H228ZM60 234H61V232H60ZM60 234H59V241H58V250L56 251V253H54L53 259L51 261V264H84L83 263V259L85 257L84 256V252L88 254L87 255L88 258H91V259L93 258V256H92L93 255V250L92 249H89L88 247L83 245V243L80 242L79 240L78 241H74V239H73V241H70L69 243H67V242H65L66 237L64 238L65 239L64 240L63 237ZM119 237L127 238V241H128L129 244H132V242H133L132 236H130L128 233L119 234ZM106 240H107V242H111V237L107 236ZM68 241H69V239H68ZM145 241H146V243H148L149 246L154 247L155 241L153 239H149V240H145ZM262 241H263V245H264V240H262ZM125 242H126V240H125ZM230 242H232L233 247L230 246L231 245ZM215 244H216V240H215ZM164 245L168 247L169 243L167 245L166 244H164ZM169 248H171L170 245H169ZM231 250L233 251V253L231 252ZM153 256H154V259L157 262H159V260L156 258V256L154 254H153ZM163 256H164V253L160 249L159 258L162 259ZM159 264H165V263H161V261H160Z\"/></svg>",
	"mask_w": 264,
	"mask_h": 264
},
{
	"label": "trees",
	"instance_id": "16d2710c",
	"mask_svg": "<svg viewBox=\"0 0 264 264\" xmlns=\"http://www.w3.org/2000/svg\"><path fill=\"white\" fill-rule=\"evenodd\" d=\"M58 9H60L58 7ZM136 16V15H135ZM60 36V31L58 29L55 30V34L46 40H35L33 41L34 47H26L25 44H23L25 47L22 48V51L15 55V57H11L9 52H6L9 56L6 54H3L0 56V63L4 67V70L7 69L9 72H14L16 75H27L28 79L24 81L26 84H29L30 87H34L36 84V79L34 76L29 75V69L31 68V64L33 62V56L34 53H39L43 66L44 67H49L50 70H48L47 74H50L51 70L59 65L61 62H66L69 64V67L71 69V74L66 75L64 77V84L59 86L58 91H57V101H53L52 105L55 107H61L63 104H66L70 100L76 97H82L86 95L93 86H101V85H107V89L103 95V104L108 103L110 101L111 104H120L122 108L125 106L130 105L131 103H134L135 106H138L141 101L144 100L146 95V90L143 88L141 89L140 92H136V89L140 86L138 83H133L132 85L128 86L126 89H124V85L127 82L129 78V74H120V73H112L109 72L108 69H104L98 72H91L85 75L80 74V70L84 68L83 66V61L80 58V56L73 55L71 57H68L65 55V53L59 48L57 44V38ZM72 51H70L71 53ZM5 53V52H4ZM69 55V53L67 54ZM26 60H28L31 64L28 66L26 64ZM15 61V62H14ZM14 62V63H12ZM154 80L148 79V83H151ZM49 86V82L45 79L44 82L42 83V86L39 87V89L35 91L34 96L32 101L28 104H24L26 109H22L21 104H17V108L15 110V114L22 118L24 115H29L34 118L39 116V112L42 110H46L47 107L49 106H44L40 107L41 102L38 101V99L46 98L49 93L46 91V86ZM52 89L51 87H49ZM55 88V87H54ZM48 89V88H47ZM49 92L51 93V90ZM108 91V93H107ZM208 94L212 93V90L206 91ZM90 95H93V90H91ZM207 95V94H206ZM51 96V94H50ZM150 96V95H149ZM151 97V96H150ZM108 99V101H107ZM123 104H122V103ZM151 102V100H150ZM152 102L155 104V106H158L160 110L166 111V119H165V125L170 126L174 121H176L179 117L182 116L181 113L177 111L170 112L168 107H164L159 100H153ZM109 105V104H108ZM124 105V106H123ZM151 106V103H150ZM37 107V108H36ZM139 107V106H138ZM152 107V106H151ZM21 108V109H20ZM195 115H198L195 113ZM195 115H190L186 116L183 119V122L179 128L180 130V141H179V146H178V153L182 151V154L189 153V149L187 148L188 146L191 145L193 142V138L190 134V127L185 126V122L191 121V120H197L198 118ZM241 116V115H240ZM50 117V116H49ZM31 119V118H30ZM232 120L233 117H231ZM116 121V120H113ZM235 124L238 122V120H234ZM230 120H228V123ZM101 123L99 122V125ZM108 122H105L104 124L101 125L102 128L107 127ZM237 125V124H236ZM105 126V127H104ZM109 126V125H108ZM111 127V126H110ZM108 128V127H107ZM243 128V127H242ZM113 129V128H112ZM244 129V128H243ZM65 130V129H64ZM245 130V129H244ZM233 131L237 133L239 131L238 128L233 126ZM71 133L68 132V134ZM113 132L109 134L110 138L112 137ZM77 138L83 142L82 139L79 138L77 135ZM121 139H122V129H121ZM53 140H47L51 146L55 147V150L57 154L60 156L62 155V158H66L68 162H73L76 163V160H83L84 158H80L78 153L80 150L75 151L74 153H71V150L74 148V145H70L66 147V152L62 154V148L61 146H58ZM79 142V141H78ZM26 146V145H24ZM42 152H44V149H41ZM103 151L105 153H109L113 151L117 158L115 157L113 161L116 163H120V160H124L126 156L129 154V149L127 144H120L117 141H114L111 144H107L106 146L103 147ZM167 157L166 152H162L159 149H156L155 151V156L153 157L154 161H160L164 158ZM11 158V157H7ZM5 158V159H7ZM38 158V157H37ZM4 159V160H5ZM89 160L91 161V157H89ZM3 161V159H2ZM31 163H34L33 159L30 160ZM82 161V162H83ZM78 164V163H76ZM143 164L142 162H139V165ZM4 173L5 174H14L15 176L19 177L21 174L19 171L15 169V162L12 159H7L4 163ZM110 185V184H107ZM97 186H94L92 188H96ZM90 189H87L85 191H77L76 194L73 196V200L75 203L78 205V211L80 214H83L87 218H92L94 216L93 208L90 205V201L94 200V193L90 192ZM140 190V188H138ZM111 192V189H109ZM72 203V204H75ZM50 206V205H49ZM52 207V206H51ZM118 205L116 203L112 204V207L114 210L117 209ZM98 218H105V215H99L92 220L98 219ZM73 233V227L68 226L66 230H64V234L66 235H71ZM219 264V263H217ZM224 264V263H220Z\"/></svg>",
	"mask_w": 264,
	"mask_h": 264
},
{
	"label": "water",
	"instance_id": "95a60500",
	"mask_svg": "<svg viewBox=\"0 0 264 264\" xmlns=\"http://www.w3.org/2000/svg\"><path fill=\"white\" fill-rule=\"evenodd\" d=\"M21 1H24V0H21ZM140 9L145 10V12H147V14L150 15L154 20H156V18L157 19L159 18L163 21H168V19L165 16H162V15L156 16L155 13L152 12L150 9H146L144 7H142V8L140 7ZM76 14H77V18L79 19L80 18L79 15L81 14V11L77 12ZM7 17L11 18L10 15H8ZM9 18L6 19V23L3 26V31H4L5 35L8 34L10 31V26H11L10 20L11 19H9ZM16 23L19 25L21 32L24 33L23 23H19V21H17ZM176 45L179 48H184L179 43ZM125 52L127 53L128 56H131L134 58H141L142 60H145V61H148L151 63H159L160 62L159 56H155L153 53L148 52L147 50H144L142 47L135 50V51H131L129 49H126ZM239 56H241L243 58L240 59V61H242V62L237 64V66H240L242 68L239 67V70H238V68L236 67V69H234V67L236 65H235V62H233L232 71L229 72L230 75H232L233 77L236 78L237 84L240 87L241 91L250 90V89H255V90L258 89L259 90L260 89L259 85L262 82H264V65H263L264 64V57H261L260 55L259 56L255 55L254 53H245V54L242 53V54H239ZM83 60H84V67H85L87 64L85 62L84 57H83ZM251 60H258V61L256 63L247 64ZM238 71H239V74L242 75L241 77H243V78H241L238 75ZM221 72L228 73L226 71H221ZM128 74L130 75V78L125 83L124 89H126L128 86L132 85L133 83H138L140 85L142 84L141 76H140V73L138 71H135L133 69H129ZM207 76H211V75H209L207 73H203L204 79H208V78H206ZM261 91H264V89H261ZM258 99H264V94L259 95ZM199 100H200V103H201V106L203 107V109L207 110L208 107H207L206 102L202 98H200ZM117 103L115 105L109 103V105L104 106V109H106V112L109 113L105 122H107L109 118L115 119L118 121L124 120L125 113L123 114V111L117 106ZM104 115L106 116V114H104ZM100 117H102V116H100ZM75 121H76V127L78 128L80 135H81L82 130H85L87 127V120H85L82 117H78ZM105 122H103L101 124H104ZM67 132L56 131L53 134H51L49 132L46 134H40L38 132V130H36L34 128V126H29L30 135H28L24 140L17 141V144H23L24 143L26 145L25 151L28 154V156L30 158H32L33 160H36L35 156L31 152L32 147L43 149L44 140H53V138L56 137L57 135H60V134L62 135L63 133L66 134ZM81 138L83 139V143L75 146L71 150V153H74L75 151L80 150V152L78 153L79 157L80 158H88L91 149L94 148L101 141V137L94 136V135H88V136L83 137L81 135ZM204 146H205V144H202L201 147H204ZM111 153L113 155H115V153L113 151H111ZM139 162L140 161H138V160L135 161L134 166L139 165ZM60 165L63 168L66 167L63 164H60ZM129 167H133V165L129 164ZM151 167H152V172H154L155 169L158 171L162 170V166L158 163H154ZM93 171L95 172L96 168H94ZM45 172H46L47 176H50L52 173L51 167L46 168ZM170 172H171V177L173 178V181L180 183V178H179V175L177 174V172L174 169H171ZM249 172H250V175L248 176L247 174H243L240 170H238L237 174H238L239 179L241 181L238 185L233 187V192L241 193L240 201H238V198H236V197L232 198L231 201H232L233 205H235L237 207H242V205H244L243 206L244 208L252 209L253 216L259 218L260 215H264V208L262 207V203L264 202V198L263 197L261 199L256 198L251 193L249 194L247 192L242 191V189H243V187H246L247 185H249V183L251 182L252 179H254L255 187L260 186L262 184V177L259 178V167L258 166L254 167V169L252 171H249ZM164 174L165 173H163V175ZM163 180H164V178H163ZM41 181L44 182V192H45L44 194L47 195L48 192L51 193V197L48 199H45L44 201L47 204L52 206L57 218L65 215L66 213L63 212L58 207L57 200L59 198V192L57 190H55L53 186H51L50 184L45 182L44 179ZM58 186H61L60 182H59ZM103 189H104V187L101 186V190H103ZM30 193H31L32 198L34 199L36 196L35 190L34 189L31 190ZM224 194L228 196L230 194V191L228 189H225ZM64 198H66V197H64ZM33 202H35V204H37V205H41L40 203H38L36 201H33ZM187 206H188L187 209L189 210V208L191 206L190 205H187ZM218 209H219V206L217 204H214L213 206L210 207V209L205 210V212H207L205 217L207 219H211V223H209L207 225V227L205 228V231H206V234L208 236H211V237L217 231L216 223L220 220V217L216 215ZM119 210H120L121 214L123 215V217L127 220V222H132L134 220L133 213L127 212L125 203L123 202V200H121V198H120V202H119ZM191 212L197 214V213L201 212V210H199L197 208V209H192ZM80 222H81V218L78 216H75L71 220V224H73L74 226L79 225ZM105 222H106V224H108L110 222V216L109 215L106 216ZM243 224L250 225V224H252V221H251V219L244 218L241 220V225H243ZM135 227L138 228V225L135 224ZM220 228H223V227H220ZM224 229L225 228H223L222 230H224ZM262 230H263L262 226L258 222H256L254 228H251L250 230H243L242 234L239 236V239H238V241L244 240L248 234H250L251 236L258 239L257 240L258 242H256L255 245L256 246L261 245L262 254L255 260V263H253V264H264V245H263V241H262L264 239L262 236ZM228 234H229V236H233V237L237 235L235 229H233V228H229ZM195 237H197V236H195ZM208 241H209V238L205 237L204 243H206ZM204 243H202V244H204ZM220 243H221V241L216 240L217 246H219ZM230 244H231L230 246L233 247L232 242H230ZM195 248L198 250L197 252H199V253L201 252V244L199 242L195 246ZM202 249H203V247H202ZM228 252L229 253L226 254L227 256L230 254V250H228ZM209 256L210 255L206 256V254H205V256H202L201 259L205 260L206 257H209ZM239 264H247V263L240 260Z\"/></svg>",
	"mask_w": 264,
	"mask_h": 264
},
{
	"label": "clouds",
	"instance_id": "9594fccd",
	"mask_svg": "<svg viewBox=\"0 0 264 264\" xmlns=\"http://www.w3.org/2000/svg\"><path fill=\"white\" fill-rule=\"evenodd\" d=\"M3 2L0 0V4ZM96 4L97 0H86L81 6L83 33H93L95 23L105 17V9ZM259 88L264 89V82ZM25 94L19 76L7 69L0 72V120L12 117ZM60 230L51 206H33L15 197L0 198V264H51Z\"/></svg>",
	"mask_w": 264,
	"mask_h": 264
},
{
	"label": "built area",
	"instance_id": "2783aa9c",
	"mask_svg": "<svg viewBox=\"0 0 264 264\" xmlns=\"http://www.w3.org/2000/svg\"><path fill=\"white\" fill-rule=\"evenodd\" d=\"M167 70V69H166ZM186 76L190 77V84H186V81L188 80ZM181 84H182V90L184 93V101L180 106H176L175 101L173 100V87L171 86L170 83L165 81L164 77L161 76L158 87L163 95L160 102L164 107H168L170 112L177 111L182 114L181 117H179L176 121H174L170 126H165L164 127V133H166V142L168 144V151L167 157L157 161L156 163L160 164L161 166L168 165L169 169H174L177 174L179 175L180 182L185 184L188 183L191 179L189 177V173L185 167V161L187 158H185L182 154V151L178 153V146H179V141H180V126L183 122L184 117L190 116V115H195V111L193 113H190L188 110V104L189 101L195 98V96L200 95L201 93H204L206 95V91L209 89L206 88L205 85H208V82L205 80L203 82L202 79H200L197 76H191L189 74H186L185 71L183 70L181 73ZM201 84V85H199ZM218 88V86H216ZM225 88L227 89H233L234 86L232 84H227L225 85ZM199 110V109H198ZM196 116V115H195ZM199 117V116H197ZM185 126L190 127L191 125L187 124L186 122L184 123ZM68 165H75L73 162H69ZM233 253V251L231 250Z\"/></svg>",
	"mask_w": 264,
	"mask_h": 264
}]
</instances>
